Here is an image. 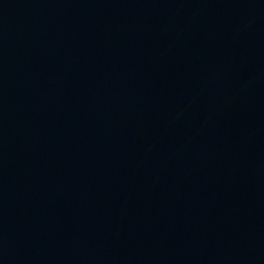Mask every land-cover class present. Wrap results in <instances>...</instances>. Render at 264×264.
<instances>
[{"label":"water","instance_id":"water-1","mask_svg":"<svg viewBox=\"0 0 264 264\" xmlns=\"http://www.w3.org/2000/svg\"><path fill=\"white\" fill-rule=\"evenodd\" d=\"M0 264H264V0H0Z\"/></svg>","mask_w":264,"mask_h":264}]
</instances>
